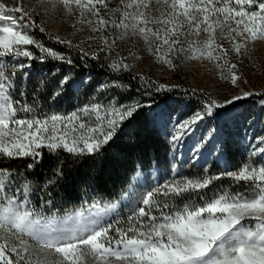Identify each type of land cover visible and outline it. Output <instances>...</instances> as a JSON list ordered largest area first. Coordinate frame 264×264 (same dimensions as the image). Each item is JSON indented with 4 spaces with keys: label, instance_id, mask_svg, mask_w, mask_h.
<instances>
[{
    "label": "snow or ice",
    "instance_id": "6c2138e0",
    "mask_svg": "<svg viewBox=\"0 0 264 264\" xmlns=\"http://www.w3.org/2000/svg\"><path fill=\"white\" fill-rule=\"evenodd\" d=\"M49 2L53 7L61 5L68 14L78 10L77 23L87 25L95 34L88 40H98L101 46L98 52L88 53L71 40L49 38L77 48L85 63L87 56L99 61V53H105L110 61L106 67L114 73L132 69L125 57L112 58L117 41L135 38L157 62L169 68L175 67L173 61L178 57L206 60L218 69L220 79L238 88L242 77L229 53L246 56L250 43L264 41V0H119L115 7L110 6L111 0ZM33 11L0 2V264H264V135L247 145L246 160L235 169L226 168L217 175L180 177L151 188L137 201L143 206L130 210L127 227L113 218L118 216L115 206L94 204L87 214L80 211L60 217L45 214L52 201L43 195L40 208L33 205L32 197L48 185L54 186L63 175L62 164L58 163L52 170L57 179L46 180L42 188H34L27 179V173L42 162L45 149L49 154L62 151L75 157L97 154L125 121L151 106L140 100L122 104L110 97L105 104L93 102L70 114H34L35 100L32 104L24 100L29 77L26 69L31 62L50 59L72 65L74 61L34 37L32 29L41 33L46 30L33 18ZM203 35L206 38L200 39ZM218 36L230 47L218 42ZM18 75L19 100L15 99ZM51 77L35 86L49 88L48 98H59L65 90L79 87L71 72L56 69ZM139 79L153 84L143 76ZM127 87L112 81L101 84L99 90ZM153 87L157 94L179 89L178 85ZM179 90L189 96L188 91ZM191 93L195 95L196 89ZM253 95L264 93L241 90L226 93L222 99L205 93L199 110H181L173 119L181 107L178 101L176 108L155 112L154 122L178 151L184 138L189 133L194 135V129L208 118L251 123L249 114L237 109ZM87 117H93L91 123ZM217 131L207 130L193 148L206 147L216 139ZM217 145L222 151L224 144L217 141ZM16 159L27 161L24 172L3 167ZM172 173L176 175V167ZM223 177L237 186L243 183L245 191L220 193L200 206L185 205L175 211L167 200H157L158 196L191 199ZM165 208L169 209L167 213ZM154 209L161 215H153Z\"/></svg>",
    "mask_w": 264,
    "mask_h": 264
},
{
    "label": "rangeland",
    "instance_id": "374dc122",
    "mask_svg": "<svg viewBox=\"0 0 264 264\" xmlns=\"http://www.w3.org/2000/svg\"><path fill=\"white\" fill-rule=\"evenodd\" d=\"M7 7H16L22 5L25 10H33V18L41 23L45 28V32L49 36H59L62 39L71 40L74 45H79V48L85 52L92 53L97 52L100 45L98 40H88V37L95 35L87 25L77 23L78 10L72 14H68L66 10L59 4L53 7L49 0H0ZM119 0H111V7L117 6ZM19 15V14H17ZM76 24V27L73 25ZM32 32V30H31ZM33 34V32H32ZM34 35V34H33ZM35 37V36H34ZM36 38V37H35ZM206 35L200 37L205 39ZM37 39V38H36ZM38 40V39H37ZM40 41V40H38ZM43 43L42 41H40ZM218 42L223 43L225 48H229L230 45L227 41L220 40L218 36ZM59 53L67 56L66 53L48 46ZM31 48V46H29ZM249 51L246 56L237 57L235 53H229L231 63L237 64V72L242 77L239 82V87L231 86L229 82H226L219 78L218 69L206 60L198 59H185L178 57L174 59V64L177 62L179 67L169 68L163 63H159L155 58L145 49L142 41H137L135 38L127 39L124 41H117L116 48L113 52L112 58L118 59L120 57L126 58V63L132 65L131 71L146 78H149L156 84L165 85H178L179 89L188 91L189 96H183L181 91L177 89L178 96L169 98L165 103L159 105V108H150L147 111L146 123L149 125V129H152L155 136L158 139L163 140L169 147V166L152 165L148 168H138L131 176L128 185L123 188L120 193L113 199H102L99 196L89 197L88 200L77 207L69 209L62 208L59 203L51 204L45 209L46 215H52L55 213L57 216L64 217L68 214L83 211L87 214V211L95 204L97 206H115L118 216L113 217L119 219L121 226L127 227L125 221L131 209L138 206L137 201L140 200L144 194L151 188L164 184L170 181L169 175H173L172 168L188 170L189 172H197V176L203 175H215L209 168L213 165H218L223 169L230 167V162L226 158L227 149L231 153H239L241 155L240 165L246 160V147L249 143H256L261 135H264V96L253 95L241 102V106L237 111H246L249 114L251 123L234 122L231 120H225L223 118L217 119L215 117L206 119L198 128L194 129V135L189 133L188 136L178 146V151L168 143L170 137H166V134L158 126H156L155 112L163 109L165 111L171 110V108L177 107V102H182L180 109L173 115V119H176L180 115V111H188L190 109L199 110L200 103L204 98V94H211L212 97L223 98L226 93H235L241 90L251 91L253 93H264V41H256L248 45ZM35 54H39L38 50L32 49ZM130 53H132L130 55ZM118 54V55H117ZM56 69H60L62 72H71L74 74L75 80L79 87L73 86L70 89L64 91V94L59 98H48L49 88L37 89L35 86L41 83L45 77L51 80V73ZM29 73L27 84V96L24 100L32 104L35 100L36 107L34 108V114H38L41 117L50 116L51 114H70L76 111L78 108L84 105L99 102L101 104L107 103L111 97L114 100L118 99V95H121L124 99V104L131 103L133 100H140L137 96H130L123 88H108L107 90L100 91L99 86L104 83H110L112 81L105 77H98L90 72L78 73L73 70L71 66L64 64L60 61L46 60L38 63L36 66H32L26 69ZM80 81H84L80 84ZM17 92L15 99H21L19 95V75L16 77ZM196 89L195 95H192L191 90ZM141 101V100H140ZM183 105H188L187 109L183 108ZM90 123L93 117L86 118ZM128 121H125L127 125ZM127 127V126H126ZM211 128H217L216 139L211 143H207V146L202 149L193 148V144L199 140V138L206 134V131ZM255 138V139H254ZM217 141L224 144L222 151L219 150ZM214 145H217L214 151ZM175 152V156L173 153ZM247 162L251 163V160ZM202 169V170H201ZM207 170V171H205ZM210 186L205 189L209 190ZM203 195V194H202ZM214 196V195H213ZM213 196L206 197L195 194L192 200V205L200 206L201 204L212 199ZM178 197H157V200L161 202L167 200L170 208L175 211L176 209H182L188 203L177 202ZM46 199V198H45ZM183 198H181L182 200ZM187 199V198H185ZM33 205L39 209L41 206V199L32 197ZM169 211L168 208L164 209V213ZM153 215L159 216L161 212L159 209H154ZM115 235V233H112Z\"/></svg>",
    "mask_w": 264,
    "mask_h": 264
},
{
    "label": "trees",
    "instance_id": "16d2710c",
    "mask_svg": "<svg viewBox=\"0 0 264 264\" xmlns=\"http://www.w3.org/2000/svg\"><path fill=\"white\" fill-rule=\"evenodd\" d=\"M32 32L38 40L63 51L67 54V57L72 58L74 63L69 66L73 70L78 73L90 72L95 76L105 77L110 81H118L127 85L128 87L123 89L128 95H135L145 105H151L138 111L134 118L127 122V125L125 123L121 125L113 139L107 145H104L97 154L75 157L62 151L58 155L49 154L45 149L42 162L35 167L34 171L27 173V179L32 181L34 188H42L46 180L57 179L53 176L52 170L57 167L58 163L62 164L63 175L58 178V182L54 186L48 185L42 193H36L34 196L37 199L43 195L44 198L51 199L52 204L59 203L62 208L66 209L80 206L85 200L93 196H99L102 199H113L128 185L132 174L138 168H148L152 165L170 168L169 147L163 140L155 136L152 129H149L146 119L148 109L156 108L157 105L165 103L169 98L178 96L177 90L157 94L153 87V84L156 83L149 78L144 77L153 84H145L143 80L139 79L140 75L134 74L131 70L120 73L109 71L106 65L110 61L105 59V53H99L101 57L99 61L92 60L89 55L85 58V63L80 59L82 53L77 48H69L64 44L57 43L54 39H50L46 32L41 33L38 29H32ZM37 63L38 60L31 62L32 66H36ZM175 64L176 67H179L177 62ZM133 77L137 78L133 79ZM145 92L152 94L145 95ZM117 100L122 104L125 103L121 95H118ZM226 158L230 162L228 169H235L240 166L241 155L238 152L231 153L227 149ZM26 165V160L16 159L11 163L5 162L3 167L24 172ZM223 170L218 165L209 168V171L215 175ZM196 176L197 172L177 169L176 175H169V180L180 177L194 178ZM209 186V190L204 189L200 192L201 197L205 196L206 198L220 193L245 191L243 183L237 186L227 177L216 180ZM48 193H50V196ZM194 197L195 194L191 199H185L184 197L176 199L177 202L192 205ZM181 198L183 199L181 200Z\"/></svg>",
    "mask_w": 264,
    "mask_h": 264
}]
</instances>
